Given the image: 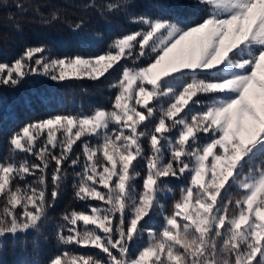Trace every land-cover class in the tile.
<instances>
[{
  "label": "snow or ice",
  "instance_id": "6c2138e0",
  "mask_svg": "<svg viewBox=\"0 0 264 264\" xmlns=\"http://www.w3.org/2000/svg\"><path fill=\"white\" fill-rule=\"evenodd\" d=\"M166 3L196 18L138 12L140 0H71L82 13L74 21L32 0L0 13L16 33L22 20L62 22L85 46L103 37L89 27L93 13L108 26H139L100 53L56 55L41 43L0 60V90L33 77L103 85L120 73L107 84L110 107L66 109L8 136L0 253L10 245L21 264H264V0ZM69 176L73 200L86 208L56 218ZM173 181L186 183L169 213ZM157 216L159 229L150 226ZM50 241L58 251L41 261Z\"/></svg>",
  "mask_w": 264,
  "mask_h": 264
},
{
  "label": "trees",
  "instance_id": "16d2710c",
  "mask_svg": "<svg viewBox=\"0 0 264 264\" xmlns=\"http://www.w3.org/2000/svg\"><path fill=\"white\" fill-rule=\"evenodd\" d=\"M32 2H46L47 7L42 8V11L47 13L52 7L67 9V17L69 20L80 18L82 13L79 9L71 6V0H32ZM80 2V0H75ZM2 3V0H0ZM141 6L138 12L147 11L150 14H155L157 9H164L173 15H182L186 17L196 18V14L188 9H171L167 7L166 0H140ZM9 7H0V13L15 12L16 9L12 6V0H9ZM75 12L76 15H72ZM87 15V14H84ZM26 17L32 18L33 13L29 11L25 14ZM23 31L16 33L6 21H0V34L8 33L9 39L7 42L0 40V60H6L9 63L19 56L26 45L46 44L54 50L56 55H74L87 53H100L106 50L109 41L113 36L126 34L130 31H135L139 26L120 21L118 24L108 26L99 20V17L92 14L90 28H95L103 32V37L99 40L90 41L88 46L82 45L77 40L73 39L66 24L56 22L51 27H46L38 22H28L22 20ZM119 72H114L108 81L103 85L84 80L75 83L57 84L44 78L33 77L29 79L22 87L17 90H0L2 97L3 119L0 120V155L7 151V138L11 132L18 130L22 125L29 121L40 120L54 113L62 112L66 109L83 108L89 110L91 107L108 108L111 106L109 96L114 95L107 89V84L119 77ZM41 96L51 98L54 103L42 104ZM29 159H34L29 157ZM69 172L72 169L68 170ZM72 177L69 176L66 183L65 191L62 197L56 204L52 215L56 218L64 211H70L72 208L85 209L84 203L73 200V190L71 188ZM186 182L173 181L175 185V197L168 198L166 203L167 211H172L173 199L179 198V186ZM138 185L142 181H137ZM163 224L162 218L159 216L154 218L153 224L159 229ZM52 231V228H49ZM29 258L32 253L31 244H29ZM58 249L55 247L54 241L41 245L39 258L41 261H47L53 256ZM76 251H87V249H76ZM98 250H93V252ZM23 257L17 252L13 253L10 245L6 246L3 253H0L2 264H21Z\"/></svg>",
  "mask_w": 264,
  "mask_h": 264
}]
</instances>
